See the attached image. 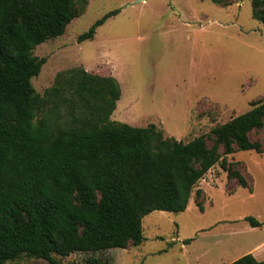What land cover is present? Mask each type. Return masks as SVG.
<instances>
[{"label": "trees", "instance_id": "obj_1", "mask_svg": "<svg viewBox=\"0 0 264 264\" xmlns=\"http://www.w3.org/2000/svg\"><path fill=\"white\" fill-rule=\"evenodd\" d=\"M250 1L253 19L264 26V0ZM89 2L0 0V264L23 256L62 264L55 256L140 246L145 216L185 212L198 183L216 165L226 169L225 158L236 151L264 154V145L251 139L264 129V101L185 143L154 124L112 121L122 95L112 76L71 69L39 95L31 81L47 61L33 50L63 36ZM115 14L97 20L79 43L93 40ZM228 171L249 187L241 173ZM197 207L204 213L202 202ZM231 264L264 261L248 254Z\"/></svg>", "mask_w": 264, "mask_h": 264}, {"label": "rangeland", "instance_id": "obj_2", "mask_svg": "<svg viewBox=\"0 0 264 264\" xmlns=\"http://www.w3.org/2000/svg\"><path fill=\"white\" fill-rule=\"evenodd\" d=\"M111 12L116 14L93 40L79 43ZM33 53L47 61L31 81L39 95L71 69L112 76L122 90L113 121L137 128L154 124L165 137L185 143L264 101V26L253 19L250 0L228 6L210 0H90L63 36ZM251 139L264 145V129ZM225 159L226 169L216 165L198 183L185 212L143 218L140 246L55 258L62 264H231L252 254L264 261V154L236 151ZM228 170L241 173L249 187L230 179ZM246 217L263 225L252 228ZM5 264L49 263L23 256Z\"/></svg>", "mask_w": 264, "mask_h": 264}, {"label": "crops", "instance_id": "obj_3", "mask_svg": "<svg viewBox=\"0 0 264 264\" xmlns=\"http://www.w3.org/2000/svg\"><path fill=\"white\" fill-rule=\"evenodd\" d=\"M90 3V2H89ZM89 6V5H88ZM115 78V77H114ZM120 101V100H119ZM119 101H118V103H119ZM118 103H117V105H118ZM117 109V108H116ZM114 114V113H113ZM113 116V115H112ZM112 116H111V120H112ZM113 121V120H112ZM255 252H257V251H255ZM256 258V257H255Z\"/></svg>", "mask_w": 264, "mask_h": 264}]
</instances>
